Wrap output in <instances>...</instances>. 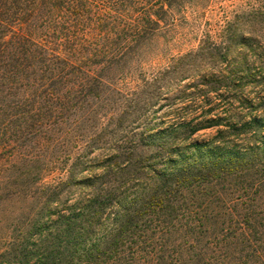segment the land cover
Wrapping results in <instances>:
<instances>
[{
  "label": "trees",
  "instance_id": "trees-1",
  "mask_svg": "<svg viewBox=\"0 0 264 264\" xmlns=\"http://www.w3.org/2000/svg\"><path fill=\"white\" fill-rule=\"evenodd\" d=\"M225 1L0 0V130L12 129V124L19 129L20 125L14 122L25 123L23 128L27 134L41 137L42 133L57 134L69 130L71 123L68 120L75 118L79 111H86L84 102L106 98L108 92L105 88L111 87L108 72L115 67L124 69L131 59L147 53V45L161 33L178 21H187V7H195L204 15L205 9L219 3L215 7L221 10L218 18L214 24L208 22L204 25L201 34L197 35V46L176 55L175 59V70L182 71L191 65L203 71L199 82H191L185 87L195 88V103L208 116L175 124L181 128L188 126L190 133L223 125L225 131L233 135V139L223 141L234 146L239 144L241 150L230 149L228 155L222 156L215 150L219 146H213L199 154L198 158L203 160L183 162L170 169L165 166L157 168L158 160H147L140 167L135 165L147 176L144 185L136 184L141 190L129 199L115 200L118 208L114 211L111 228L114 237L133 225L137 216L148 212L149 221L155 224V233L162 239L160 246L164 253L168 248L174 250L176 247L178 251L175 249L174 255H178L180 264H264V142L258 140L260 136L264 138V0H238L230 10L222 6ZM191 33H196L194 27ZM138 62L142 68L147 65H143L142 60ZM161 81L160 77H151L144 79V84L153 86ZM141 86L144 85L138 84L133 92L114 88L130 99L135 94L137 98L142 96V91L138 90ZM235 100L256 114L250 110L246 112L249 115L246 118L243 111L233 113L231 109ZM216 109L223 115L213 112ZM88 111L93 110L88 107ZM259 111L262 114H257ZM223 130L218 129V132ZM51 140L56 144V138ZM14 141L16 145L18 140ZM31 142L38 144L37 138ZM7 146L14 150L11 144L0 142V151ZM200 146V142L193 144L196 150H200ZM118 149L115 148L113 154L104 160L109 162L105 166L106 174L113 167L114 173L125 176L130 172L129 168L134 169V164L127 158L121 162ZM21 153V160L28 164L18 176L30 178L36 184L42 180L47 162L38 170L29 168L30 159L41 158V154L31 155L28 150ZM166 159L165 165L174 162L171 156ZM124 171L126 173H122ZM100 176L85 178L83 184L90 185ZM225 177H232L226 190L213 192L211 197L216 203L207 208V216L216 220L212 222L205 214L203 219L213 225L205 227L203 232H192V227L186 232L171 229V220L167 222L161 216L156 217L159 210L166 212L171 208L164 204L169 191L190 187L193 180L215 186ZM59 190V187L50 189L40 214L47 213L52 197ZM11 194L0 191V201ZM255 195L263 200L255 203V208H248ZM98 198H88L85 202H96ZM110 200L97 201L92 209L93 215L105 211V204ZM85 202L79 211L89 209L90 204ZM241 208L248 210L241 212ZM79 211L59 214L61 221L51 220L59 231L55 238L65 233L64 238L69 242L80 234L69 220L81 216ZM188 212L189 209L181 214L188 222L185 226L198 222L201 217L195 209L192 211L194 215L189 216ZM39 223V220L34 221L29 228L32 231L24 237H21L23 231H18L19 245L13 250L19 252V258H15L14 264H77L71 255L57 260L50 252L54 251L52 249L37 252L30 247L31 239L32 244L37 240ZM171 235L170 241L167 237ZM88 255L92 253L87 254L90 257ZM90 259L80 264H89L93 258Z\"/></svg>",
  "mask_w": 264,
  "mask_h": 264
},
{
  "label": "rangeland",
  "instance_id": "rangeland-1",
  "mask_svg": "<svg viewBox=\"0 0 264 264\" xmlns=\"http://www.w3.org/2000/svg\"><path fill=\"white\" fill-rule=\"evenodd\" d=\"M237 2L239 1L226 0L222 2V6L230 10ZM218 5L219 3H213L212 7L205 9L204 15H201L195 7H187V21H178L169 30L161 33L155 41L147 45V53L131 59L123 67L124 69L121 70L119 67L111 69L108 72L111 87L105 88L108 96L102 100L84 102L86 111H79L75 118L68 120L71 123L68 125L69 130L57 132V134L42 133L41 137L27 134L23 128L25 123L19 122H14L20 125L19 129L12 124V129L0 130V142L9 143L14 147V150L7 146L0 151V191L12 192L8 198L4 197L5 200L0 201V264H14L15 258H19V252L14 253L13 250L19 245L18 231H23L21 237L28 235L29 231H32L29 230L30 225L36 220L40 222L36 230L37 240L35 244H32V238L28 244L37 252L43 249L54 250L50 252L56 255L57 260L67 259V255H71L74 258L72 261L77 264L91 257L93 259L89 264H180L178 255H174V252L178 251L176 247V251L168 248V252L164 253L160 246L162 239L155 233V224L149 221L148 212L137 216L133 220V225L126 227L124 232L114 237L111 228L114 211L118 208L115 200L121 197L129 199L132 194L141 190L140 185L136 184L144 185L147 176L143 175L140 169H136L135 165L140 167L148 162L147 160H158L157 168L165 166L170 169L183 162L203 160L198 158L199 154L213 146H219L215 150L222 156L228 155L230 149L241 150L239 144L234 146L232 143L223 141L233 139V135L225 131L223 125L206 127L190 133L188 126L181 128L175 124L177 121L187 123L191 119L198 121L208 116L203 114L201 108L195 103V88L185 87L191 82H199L203 71L191 65L185 66L182 71L175 70V59L176 55L197 46L199 42L197 35L201 34L204 25L208 22L214 24L218 18V13L221 11L215 8ZM213 7L215 9H212ZM197 15L199 18L196 17ZM192 27L195 28L196 33H191ZM135 60H142L143 65H147L142 68ZM181 72L183 76L180 78ZM151 77H160L162 81L153 86L144 84V79ZM141 83L144 86L138 89L142 91V96L139 98L135 97L136 94L134 98H125L124 94L116 90L118 88L133 92ZM181 90L185 92L182 93ZM214 94V92L211 93L212 96ZM233 106L234 108L231 109L233 113L238 114L243 111L246 118L249 116L246 112L250 110L252 114H256L254 110L249 107L244 108L245 105L236 100ZM241 106L244 109H241ZM88 107L93 111H88ZM213 112L219 113V109ZM259 112L257 114H262ZM219 114L223 115V113ZM218 129L224 130L218 132ZM153 132L156 134L152 135ZM35 138L38 144L31 142ZM55 138L56 144H53L51 139ZM15 139L18 140L16 145ZM258 140L264 142L261 136ZM141 142L144 144H140ZM197 142L202 143L200 150L193 147V144ZM40 143L48 144L41 146ZM115 148L120 150L121 162L127 158L131 164H134V169L129 168L130 172L125 176L120 172L114 173L113 167L106 174L105 166L109 162L104 160L113 154ZM26 150L31 155L41 154V158L38 159L28 157L32 158L29 168L34 167L38 170L43 163L47 162L42 172V180L39 179L36 184L30 181V178L18 176V172L28 164L20 157L21 152ZM169 156L174 162L166 163V166L163 162H167L166 158ZM202 157L208 158V156ZM97 175L102 176L97 180L93 179L90 185L83 184L85 178ZM231 178L225 177L215 186L193 180V185L190 187L179 191H169L164 204L167 203L171 208H168L166 212L159 210L160 214H156V217L161 216V219L167 222L171 220V229L186 232L189 230L188 227H192L194 229L193 231L191 229L192 232H203L205 227L213 225L203 219L205 214L207 216V208L213 207L216 203L211 197L212 193L218 190L225 191L227 182L231 181ZM55 187L60 188L59 192L52 195L53 201L47 213L40 214L39 211L41 212L42 206L47 201L50 189ZM96 196L99 200L111 199L107 205L104 203L107 206L106 210L97 216L93 215L92 209L99 200L85 202L86 199ZM260 200L263 199L255 195V199L250 201L247 207L255 208V203ZM207 201L213 203L205 204L204 202ZM84 202L90 204L89 209L79 211V207ZM173 208L174 211H172ZM187 209L190 210L189 216L194 215L192 211L195 209L201 217L198 222H190L188 226H185L184 224L188 222L181 214ZM247 210L240 209L241 212H247ZM78 211L81 216L69 220L76 232L80 234L69 242L64 238L65 233L55 238V234H59V231L55 229V224L51 220L61 221L58 218L59 214H72ZM207 217L212 222L216 220L211 215ZM161 223L158 224L161 225ZM62 226L64 227L65 224L63 223ZM167 238L171 241L172 235ZM93 246L96 249H90ZM90 252L92 255L87 257Z\"/></svg>",
  "mask_w": 264,
  "mask_h": 264
}]
</instances>
